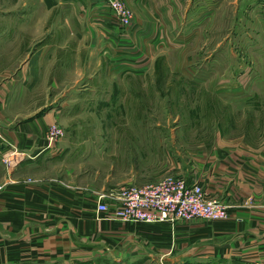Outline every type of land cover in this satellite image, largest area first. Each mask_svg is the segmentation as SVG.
Returning a JSON list of instances; mask_svg holds the SVG:
<instances>
[{
	"label": "rangeland",
	"instance_id": "1",
	"mask_svg": "<svg viewBox=\"0 0 264 264\" xmlns=\"http://www.w3.org/2000/svg\"><path fill=\"white\" fill-rule=\"evenodd\" d=\"M120 1L130 12L127 27L106 0H0L9 128L54 112L48 127L63 129L57 148H68L60 163L24 169L30 188L56 180L96 195L109 186L152 183L171 174L169 166L190 168L195 154L203 159L227 140L256 145L264 137V0ZM62 198L48 202L64 210ZM95 210L112 222L105 250L74 264L212 258L161 254L155 240L128 247L119 223H140L133 224L138 230L160 223L108 219Z\"/></svg>",
	"mask_w": 264,
	"mask_h": 264
},
{
	"label": "crops",
	"instance_id": "2",
	"mask_svg": "<svg viewBox=\"0 0 264 264\" xmlns=\"http://www.w3.org/2000/svg\"><path fill=\"white\" fill-rule=\"evenodd\" d=\"M135 1L142 6L141 0ZM171 2L179 3L178 0ZM166 10L169 11V7ZM210 13V10L205 13V18ZM3 41L7 46V40L0 39V43ZM24 50L15 58H21ZM8 72L9 69L0 71V184L4 183L0 191V264L86 261L89 258L86 252L105 250V229L112 223L95 210L97 192L103 189L95 195L83 187L59 185L56 180L32 188L22 181L29 176H25V168L43 167L47 161L48 164L60 163L68 148L63 142L58 148V142L54 147L47 146L45 133L55 119L54 112L9 128V118L3 109L8 97L7 82L3 80ZM260 140L256 145H249L242 140L230 139L210 149L203 159H198L195 150L190 168L179 166L178 162L169 166L172 175H182L188 184L197 182L209 195L226 202V219L178 220L176 224L146 222L149 225L160 223L147 230L141 226L138 230L133 226L135 223L125 222L119 223L118 236L134 249L140 242L155 240L154 250L161 254L170 251L176 257L189 254L212 257L209 261L194 259L191 263L195 264H219L226 258L231 264H250L248 262L254 259H264V137ZM199 150L202 152L201 148ZM16 152L20 154V161L15 160ZM162 174L151 181L159 180ZM47 189L45 196L42 192ZM58 196L63 197L64 210H58L56 204L48 202L53 197L52 202H56ZM74 251L82 253L76 256Z\"/></svg>",
	"mask_w": 264,
	"mask_h": 264
},
{
	"label": "built area",
	"instance_id": "3",
	"mask_svg": "<svg viewBox=\"0 0 264 264\" xmlns=\"http://www.w3.org/2000/svg\"><path fill=\"white\" fill-rule=\"evenodd\" d=\"M120 22L128 25L130 12L120 0H106ZM63 134L58 124H51L46 131L47 146H54ZM96 208L113 218L143 222H176L196 218L224 220L228 205L209 195L197 182L188 184L185 178L166 175L152 183L115 186L97 195ZM251 264H264V259H254Z\"/></svg>",
	"mask_w": 264,
	"mask_h": 264
},
{
	"label": "bare ground",
	"instance_id": "4",
	"mask_svg": "<svg viewBox=\"0 0 264 264\" xmlns=\"http://www.w3.org/2000/svg\"><path fill=\"white\" fill-rule=\"evenodd\" d=\"M205 220V219H204Z\"/></svg>",
	"mask_w": 264,
	"mask_h": 264
}]
</instances>
